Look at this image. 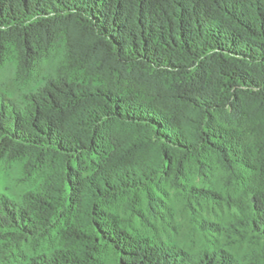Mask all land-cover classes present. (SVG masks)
Masks as SVG:
<instances>
[{
	"label": "trees",
	"instance_id": "1",
	"mask_svg": "<svg viewBox=\"0 0 264 264\" xmlns=\"http://www.w3.org/2000/svg\"><path fill=\"white\" fill-rule=\"evenodd\" d=\"M59 40L87 79L46 80L25 105L0 106V154L48 169L31 218L0 211L10 242L20 228L48 232L66 208L63 250L47 264H96L101 242L120 264H242L150 244L110 209L124 198L139 212L144 189L153 211L149 185L194 170L264 240V0H0V66L13 47L27 70Z\"/></svg>",
	"mask_w": 264,
	"mask_h": 264
},
{
	"label": "rangeland",
	"instance_id": "2",
	"mask_svg": "<svg viewBox=\"0 0 264 264\" xmlns=\"http://www.w3.org/2000/svg\"><path fill=\"white\" fill-rule=\"evenodd\" d=\"M60 78L78 82L87 79L82 68L66 62L62 40L42 52L27 70L19 68L15 49L9 47L0 66V106L25 105L26 97L38 91L46 80ZM47 173L44 164L26 167L25 158L0 154V211L8 208L10 212L15 208L31 218L27 212H34L30 209L33 204L27 198L41 192ZM177 183L157 179L149 185L158 199L153 211L148 209L144 189L136 192L135 207L139 212L126 207L124 198L110 210L122 228L150 244L171 246L190 254L223 249L242 264H264V240L239 221L226 203L228 190L218 179L212 177L206 181L192 170ZM206 187L215 190L218 196L206 197L198 191ZM241 202L247 204L246 198L242 197ZM70 221L71 213L64 208L51 219L49 231L40 232L37 238L26 232V228H20L24 236L17 244L10 242L14 230L0 226V264H47L50 256L63 250L61 231ZM97 263L120 264L119 254L110 244L101 242Z\"/></svg>",
	"mask_w": 264,
	"mask_h": 264
}]
</instances>
